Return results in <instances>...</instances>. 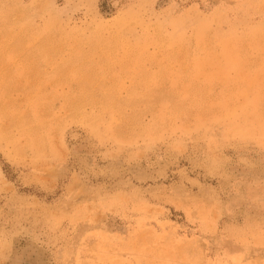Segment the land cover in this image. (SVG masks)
<instances>
[{
  "label": "rangeland",
  "instance_id": "obj_1",
  "mask_svg": "<svg viewBox=\"0 0 264 264\" xmlns=\"http://www.w3.org/2000/svg\"><path fill=\"white\" fill-rule=\"evenodd\" d=\"M0 264H264V0H0Z\"/></svg>",
  "mask_w": 264,
  "mask_h": 264
}]
</instances>
